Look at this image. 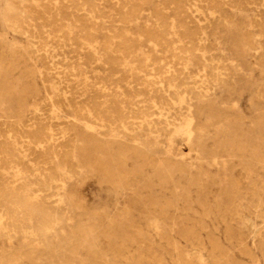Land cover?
Wrapping results in <instances>:
<instances>
[{"label": "rangeland", "instance_id": "1", "mask_svg": "<svg viewBox=\"0 0 264 264\" xmlns=\"http://www.w3.org/2000/svg\"><path fill=\"white\" fill-rule=\"evenodd\" d=\"M212 263L264 264V0H0V264Z\"/></svg>", "mask_w": 264, "mask_h": 264}, {"label": "bare ground", "instance_id": "2", "mask_svg": "<svg viewBox=\"0 0 264 264\" xmlns=\"http://www.w3.org/2000/svg\"><path fill=\"white\" fill-rule=\"evenodd\" d=\"M94 29V28H93ZM91 44V43H90ZM132 46V45H131ZM133 48V47H132ZM124 49V48H123ZM91 50V49H90ZM41 51V50H40ZM115 51V50H114ZM77 64V63H76ZM49 99V98H48ZM52 106H54V105H52ZM56 110V109H55ZM59 112V111H58ZM60 113V112H59ZM48 126H50V125H48ZM9 134V133H8ZM4 135V134H3ZM51 137H52V135H51ZM50 137V138H51ZM19 138H20V136H19ZM25 138V137H24ZM11 140V139H10ZM51 140H52V138H51ZM9 141V140H8ZM4 142V141H3ZM27 142V141H26ZM52 142V141H51ZM29 145V144H28ZM51 146H52V144H51ZM53 147V146H52ZM37 149V148H36ZM84 154V153H83ZM54 158H56V157H54ZM98 166V165H97ZM9 167H10V165H9ZM8 170V169H7ZM9 171V170H8ZM169 176V175H168ZM59 180H60V178H59ZM29 207V206H28ZM39 207V206H38ZM19 211V210H18ZM255 231V230H254ZM200 246V245H199ZM68 247V246H67ZM175 248V247H174ZM177 255V254H176ZM200 255V254H199ZM199 255H197L196 257H199ZM201 258V257H200ZM189 260V259H188ZM105 261V260H104ZM202 261H203V258H202ZM199 262H200V259H199ZM213 264V263H212Z\"/></svg>", "mask_w": 264, "mask_h": 264}]
</instances>
